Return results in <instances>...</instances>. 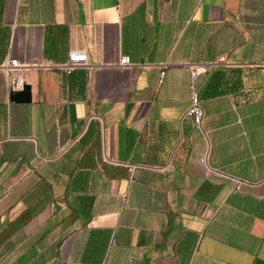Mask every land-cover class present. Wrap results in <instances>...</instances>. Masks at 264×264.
I'll use <instances>...</instances> for the list:
<instances>
[{
  "label": "crops",
  "instance_id": "obj_1",
  "mask_svg": "<svg viewBox=\"0 0 264 264\" xmlns=\"http://www.w3.org/2000/svg\"><path fill=\"white\" fill-rule=\"evenodd\" d=\"M0 264H264V0H0Z\"/></svg>",
  "mask_w": 264,
  "mask_h": 264
},
{
  "label": "built area",
  "instance_id": "obj_2",
  "mask_svg": "<svg viewBox=\"0 0 264 264\" xmlns=\"http://www.w3.org/2000/svg\"><path fill=\"white\" fill-rule=\"evenodd\" d=\"M88 57L86 53L84 52H71L69 54L68 62L65 64L62 69L65 70L67 73H71L73 70L79 67H83L87 64ZM128 64L127 58H122L120 61V65L124 66ZM4 69L6 73L10 76V83H9V90L11 91H20L23 89V86L25 84L24 80V69L18 60H11L9 64H6L4 66ZM191 70V103L190 107L188 109V112L186 116L193 120L195 126L197 128H201L203 119H204V110L201 103L200 94L196 87V78L198 75V70L195 67H190ZM165 77V71H161L160 73V83L163 82V79ZM203 163L206 162V158H202L201 160ZM243 183L240 181H236V187L235 190H242Z\"/></svg>",
  "mask_w": 264,
  "mask_h": 264
},
{
  "label": "trees",
  "instance_id": "obj_3",
  "mask_svg": "<svg viewBox=\"0 0 264 264\" xmlns=\"http://www.w3.org/2000/svg\"><path fill=\"white\" fill-rule=\"evenodd\" d=\"M221 72H216L213 77L210 79L207 88L203 94L204 97H215L217 95L225 94V91H220L219 88L226 83L221 77Z\"/></svg>",
  "mask_w": 264,
  "mask_h": 264
},
{
  "label": "water",
  "instance_id": "obj_4",
  "mask_svg": "<svg viewBox=\"0 0 264 264\" xmlns=\"http://www.w3.org/2000/svg\"><path fill=\"white\" fill-rule=\"evenodd\" d=\"M10 101L17 104H28L32 101L31 86L24 84L23 89L20 91L10 92Z\"/></svg>",
  "mask_w": 264,
  "mask_h": 264
}]
</instances>
